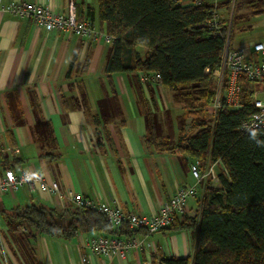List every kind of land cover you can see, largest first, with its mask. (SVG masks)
<instances>
[{"label": "crops", "instance_id": "0c3cea01", "mask_svg": "<svg viewBox=\"0 0 264 264\" xmlns=\"http://www.w3.org/2000/svg\"><path fill=\"white\" fill-rule=\"evenodd\" d=\"M1 1L38 2L64 12L69 0ZM226 1L215 0V4ZM72 2L78 19L100 28L97 0ZM236 6L233 0L228 11L219 7L221 19L227 22L226 42L229 37V46L243 48L255 63L264 62V53L252 47L264 41V0H240L238 5L240 13L256 24L255 38L246 33L232 39L229 32ZM104 34L93 38L45 31L27 19L0 12V176L4 166L30 178L39 173L58 182L62 191L150 216L180 187L194 183L193 160L146 143L147 111L160 123L158 136L162 137L168 133L169 114H165L171 112V104L155 80L138 83L133 72L110 77L105 73L111 42ZM244 87L249 90L251 84ZM177 115L170 114L173 122ZM199 193L197 188V195L186 202L189 216L198 211ZM30 203L72 205L34 184L0 193V208L5 210ZM177 218L179 222L181 214ZM134 231L144 240L143 246L130 249L124 257L91 253L86 243L99 236L93 231H80L70 239L36 233L31 240L35 262L30 264H159L162 258L193 259L194 236L187 230ZM10 262L26 264L20 255Z\"/></svg>", "mask_w": 264, "mask_h": 264}, {"label": "trees", "instance_id": "16d2710c", "mask_svg": "<svg viewBox=\"0 0 264 264\" xmlns=\"http://www.w3.org/2000/svg\"><path fill=\"white\" fill-rule=\"evenodd\" d=\"M97 5L99 30L113 38L105 73L110 77L133 72L138 83L146 84L157 73L158 84L169 93L196 104V111L178 114L175 123L168 119V133L161 139L155 118L147 111L146 143L193 162L209 159L218 166V183L213 185L209 179L198 186L196 214L183 212L179 222L177 214L169 226L159 230L191 232L193 259L162 258L159 264H264V129H238L249 105L238 110L221 105L212 126L202 110L215 98L213 71L220 67L227 34V22L220 15L219 34L206 25L212 10L216 8L219 14V7H225L228 11L231 0L219 6L213 0L199 4L194 0L186 4L182 0H97ZM141 47L146 53L140 52ZM244 94L248 95L246 88ZM186 114L194 120L189 135L183 134ZM0 216L9 227L12 248L26 264L35 262L31 240L36 233L63 239L80 231L121 237L135 233L124 224L115 235L102 214L73 204L56 208L30 203L10 210L0 208ZM19 227L27 232L14 234L13 229Z\"/></svg>", "mask_w": 264, "mask_h": 264}, {"label": "built area", "instance_id": "2783aa9c", "mask_svg": "<svg viewBox=\"0 0 264 264\" xmlns=\"http://www.w3.org/2000/svg\"><path fill=\"white\" fill-rule=\"evenodd\" d=\"M200 2L201 0H194L195 4ZM2 11L27 19L45 31L63 30L78 36L93 38L102 35V32L90 21L77 19L72 0L68 1L64 12L55 11L49 5L38 2L12 1L3 4L0 0V12ZM219 25L220 17L214 8L212 18L206 26L219 34ZM104 37L108 42L113 39L107 34H104ZM252 47L254 51L264 53V41L256 42ZM213 77L215 98L211 104L210 112L215 115L221 105H225L231 110L242 109L245 105H249L250 110L238 129L242 132L258 128L264 129V62H253L246 57L243 48L231 47L226 42L220 56V67L213 71ZM150 78L157 81L159 75L154 73ZM245 84H251L247 96L244 94ZM257 92H260L261 95ZM2 152L3 150L0 149V154ZM216 165L217 162L203 164L201 161H195L190 163V172L194 178V183L180 187L164 202L158 213L150 216L125 212L116 204L96 202L70 190L62 191L58 182L48 181L42 174L36 173L30 178L24 172L15 171L11 166H4L3 168L0 176V193L17 192L26 185L34 184L39 190L57 194L78 208L97 211L107 219L111 228L117 232L120 231L122 225L127 224L131 230L141 228L147 233H154L169 226L175 215L186 211L187 200L196 196L200 184L209 179L218 183ZM22 230L24 231V228ZM143 241L137 236L99 235L89 238L86 246L91 253L96 255L124 257L130 249L141 248Z\"/></svg>", "mask_w": 264, "mask_h": 264}, {"label": "rangeland", "instance_id": "374dc122", "mask_svg": "<svg viewBox=\"0 0 264 264\" xmlns=\"http://www.w3.org/2000/svg\"><path fill=\"white\" fill-rule=\"evenodd\" d=\"M184 2V0H182ZM240 4V0H237V6L235 8V12L234 17H233V25H232V39H234V37L238 38V35L241 34H245L246 33L250 34V35H254L253 38L257 37L256 35H258V30L256 28V24H254L251 20L250 16H246L243 15L242 13H240V8L239 5ZM231 5L233 6V0H231ZM246 29V30H245ZM244 36V35H243ZM145 49H143L142 47L140 48V52L143 54L145 51ZM214 79V77H213ZM214 81V80H213ZM165 94L167 96V100L169 102V104H171V112L165 115H168V118L170 119V114H172L173 116L177 115V114H182L185 112H194L195 110V103L192 101V99H187L184 98L182 96H175L172 93H169L166 89H165ZM211 109V105L207 104L206 106H204L202 108L204 116H205V121L207 122V124L209 126H212L213 122H214V117L215 115L213 113L210 112ZM187 115V114H186ZM192 115H187L186 118L183 120L184 123V128H185V133H183L184 135H189L191 133H193V129L191 126V123L194 122V120H192ZM198 122V121H197ZM175 123V120H174ZM176 127V126H175ZM156 132L158 135L161 134L162 132V128L161 125L158 121H156ZM179 134L177 136L174 137L173 141H177ZM164 137V136H162ZM162 137H159V139H161ZM202 162H205L204 164H207L208 162H210L209 159H204L201 160ZM216 183L213 182V185H215ZM3 226V227H2ZM9 227L2 221V224L0 223V258L2 261V264H11L10 262V258H17L19 257V254L17 253V251H15L12 248V239L9 236ZM14 234L18 235V234H22L25 233L27 231H23L21 227L19 228H14L13 229ZM18 260V259H17Z\"/></svg>", "mask_w": 264, "mask_h": 264}]
</instances>
